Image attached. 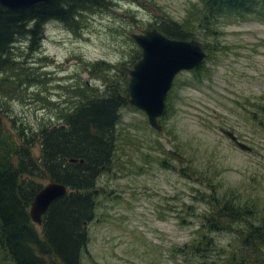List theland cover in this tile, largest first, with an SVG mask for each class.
Listing matches in <instances>:
<instances>
[{
	"label": "trees",
	"instance_id": "trees-1",
	"mask_svg": "<svg viewBox=\"0 0 264 264\" xmlns=\"http://www.w3.org/2000/svg\"><path fill=\"white\" fill-rule=\"evenodd\" d=\"M114 1L54 0L18 11L0 6V264H82L81 253L89 240L87 228L97 217L96 198L113 193L106 186L99 187L98 181L128 173L140 176L146 172L144 166L154 162L190 180V195L204 205L198 210L177 198L176 204L166 202L160 206L162 211L157 210L159 220L167 221V215L175 224L193 228L189 241L173 249L172 256L182 255L190 264H264V212L255 204L241 203L237 194L219 192L207 170L184 166L178 148L165 151L158 139L154 147L135 148V135L119 124L122 109L137 111L128 104V77L123 67L111 75L112 67L103 60L86 64L88 80L65 84L61 103L34 94L31 100L52 113L36 127L14 112L12 102L26 101L29 89L46 83L36 69L25 66L27 59L15 58L22 56L15 54L16 43L26 40L28 53L35 52L44 26L51 21L78 34L85 27L84 13L103 12ZM187 12L184 21L162 15L146 28L155 27L171 39L201 41L208 56L191 73L202 78L206 61L213 59L211 51L219 48L207 40L220 34L215 20L253 15L264 21V0H198ZM130 20L135 23L133 16ZM133 52L129 66L140 57L139 48ZM200 78L197 83L202 82ZM90 79L100 81L103 91L91 85ZM252 106L264 114V105ZM168 108L169 104L160 121L162 130ZM249 114L264 132L263 117ZM37 145L40 154L35 156ZM131 148L142 153L135 169L130 164ZM177 157L180 168L169 163ZM48 182L65 185L68 193L50 206L37 226L30 219L29 207ZM221 232L233 234L229 249L214 245L213 237Z\"/></svg>",
	"mask_w": 264,
	"mask_h": 264
},
{
	"label": "rangeland",
	"instance_id": "rangeland-1",
	"mask_svg": "<svg viewBox=\"0 0 264 264\" xmlns=\"http://www.w3.org/2000/svg\"><path fill=\"white\" fill-rule=\"evenodd\" d=\"M196 2L115 0L103 12L84 13L85 27L78 34L58 22H48L35 52L28 53L26 40L15 45V54L22 55L15 58L27 59L25 66L36 69L46 83L29 89L26 101L12 102L14 112L32 122L33 127L48 121L51 111L31 100L34 94L38 92L40 97L61 103L65 84L88 80L86 64L103 60L112 67L111 75L120 67H129L133 51L138 48L128 39L131 33L146 29L157 16L184 21L187 8ZM215 22L220 34L207 40L219 48L210 50L213 59L206 61L202 78L194 73L178 76L168 100L165 129L152 130L146 117L130 108L121 110L119 124L135 135V148L137 145L143 151L149 148L148 144L154 147L156 139L165 151L178 148L184 166L191 164L199 171L207 170L219 192L237 194L241 203L255 204L264 212V132L249 114L256 112L264 119V114L252 106L264 105V21L252 15L245 19L221 17ZM198 78L202 82L197 83ZM89 83L103 91L100 81L90 79ZM221 129L233 131L240 141L252 147V152L239 150ZM39 151L37 145L34 155L38 156ZM135 151L131 148L130 164L134 169L142 154ZM177 162L178 157L177 161L169 160L170 165L180 168ZM144 169L146 172L140 176L128 173L115 179L103 176L98 181L99 187L106 186L113 193L96 198L97 217L87 228L89 240L81 253L82 264L192 262L182 255L172 256L173 249L189 241L192 226L175 224L167 215V221H161L157 210L162 211L160 206L166 202L176 204L177 198L198 210H203L204 205L194 201L190 180L177 170L162 169L155 162ZM232 237L229 232L219 233L213 237L215 247L229 249Z\"/></svg>",
	"mask_w": 264,
	"mask_h": 264
},
{
	"label": "water",
	"instance_id": "water-1",
	"mask_svg": "<svg viewBox=\"0 0 264 264\" xmlns=\"http://www.w3.org/2000/svg\"><path fill=\"white\" fill-rule=\"evenodd\" d=\"M53 0H0V6L18 11L30 6ZM131 38L141 50L140 59L131 68H123L129 76L127 84L128 103L142 111L151 128L160 131L158 119L165 112V98L173 80L182 71H191L202 65L206 58L204 46L196 40L182 41L166 37L156 28L132 33ZM222 134L232 141L241 151L251 148L239 141L230 131L222 130ZM69 162H76L71 159ZM65 185L49 182L34 196L30 207L31 221L40 226L42 217L50 206L58 199L66 196Z\"/></svg>",
	"mask_w": 264,
	"mask_h": 264
}]
</instances>
